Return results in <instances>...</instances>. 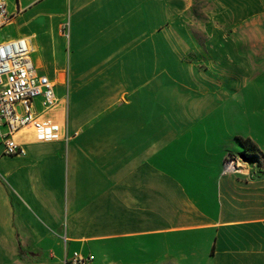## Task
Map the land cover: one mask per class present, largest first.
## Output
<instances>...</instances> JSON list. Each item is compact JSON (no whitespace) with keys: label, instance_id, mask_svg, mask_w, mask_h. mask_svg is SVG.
Returning a JSON list of instances; mask_svg holds the SVG:
<instances>
[{"label":"crops","instance_id":"1","mask_svg":"<svg viewBox=\"0 0 264 264\" xmlns=\"http://www.w3.org/2000/svg\"><path fill=\"white\" fill-rule=\"evenodd\" d=\"M6 2L63 129L0 142V264H264V0Z\"/></svg>","mask_w":264,"mask_h":264},{"label":"built area","instance_id":"2","mask_svg":"<svg viewBox=\"0 0 264 264\" xmlns=\"http://www.w3.org/2000/svg\"><path fill=\"white\" fill-rule=\"evenodd\" d=\"M14 17L6 0H0V30L10 25ZM33 51L26 37L9 38L0 43V142L7 156L24 154L18 139L22 133L35 134L39 141L61 138L63 125L50 115L59 103L56 84L38 72ZM241 160L235 152L227 153L222 160V174H244ZM93 261V255L74 252L65 263L92 264Z\"/></svg>","mask_w":264,"mask_h":264},{"label":"trees","instance_id":"3","mask_svg":"<svg viewBox=\"0 0 264 264\" xmlns=\"http://www.w3.org/2000/svg\"><path fill=\"white\" fill-rule=\"evenodd\" d=\"M238 141L243 147V152H235L240 157L244 156L245 160L251 163H258L261 167L264 166V154L259 150L258 146L250 139L238 137Z\"/></svg>","mask_w":264,"mask_h":264},{"label":"rangeland","instance_id":"4","mask_svg":"<svg viewBox=\"0 0 264 264\" xmlns=\"http://www.w3.org/2000/svg\"><path fill=\"white\" fill-rule=\"evenodd\" d=\"M205 7H207V6H205V2H203V3L199 4V5H197V14H198V12H199V13H201L200 15H204L203 12H201V11H203ZM12 31H13V30H12V29H9V28L1 29V30H0V43L3 42V41H5V40H7V39H9V36L12 34ZM41 56H42V52L36 54V57H37L40 61H41ZM42 58H43V57H42ZM44 61H45V60H44ZM62 92H63V90H62ZM252 99H253V98H249V101L247 100L246 103H245V106H247L246 109H247V110H250V111H251V102H252ZM261 103H262V102H260V105H261ZM239 152H243V150H240ZM235 154H236V153H235ZM236 155H237V154H236ZM238 156H239V155H238ZM240 162H241V167H242L243 170H244V173H247V170H248V171H251V168H252V167L259 168V169L261 170V168H260L259 166L254 165V164H252L251 162H249V161H247V160H243V159H242Z\"/></svg>","mask_w":264,"mask_h":264},{"label":"bare ground","instance_id":"5","mask_svg":"<svg viewBox=\"0 0 264 264\" xmlns=\"http://www.w3.org/2000/svg\"><path fill=\"white\" fill-rule=\"evenodd\" d=\"M35 51H36V50H35ZM37 51H38V50H37ZM252 164L259 166L261 169L264 167V166L261 167V166H260L261 164L259 165L258 163H252ZM241 168H242V167H241ZM229 169L232 170L233 167L230 165ZM242 170H243V168H242ZM242 172L244 173V170H243Z\"/></svg>","mask_w":264,"mask_h":264},{"label":"water","instance_id":"6","mask_svg":"<svg viewBox=\"0 0 264 264\" xmlns=\"http://www.w3.org/2000/svg\"><path fill=\"white\" fill-rule=\"evenodd\" d=\"M241 158H242L243 160H245V157H244V156H242Z\"/></svg>","mask_w":264,"mask_h":264}]
</instances>
